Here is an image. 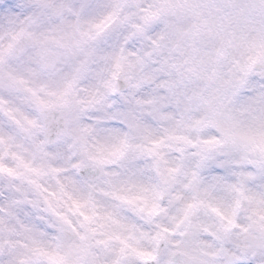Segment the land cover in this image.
Returning a JSON list of instances; mask_svg holds the SVG:
<instances>
[{"label": "clouds", "instance_id": "clouds-1", "mask_svg": "<svg viewBox=\"0 0 264 264\" xmlns=\"http://www.w3.org/2000/svg\"><path fill=\"white\" fill-rule=\"evenodd\" d=\"M0 264H264V0H0Z\"/></svg>", "mask_w": 264, "mask_h": 264}]
</instances>
